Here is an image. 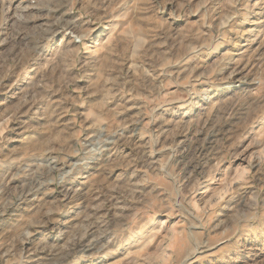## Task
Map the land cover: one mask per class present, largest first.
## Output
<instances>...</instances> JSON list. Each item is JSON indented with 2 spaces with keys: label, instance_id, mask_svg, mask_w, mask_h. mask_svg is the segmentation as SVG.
Listing matches in <instances>:
<instances>
[{
  "label": "rangeland",
  "instance_id": "rangeland-1",
  "mask_svg": "<svg viewBox=\"0 0 264 264\" xmlns=\"http://www.w3.org/2000/svg\"><path fill=\"white\" fill-rule=\"evenodd\" d=\"M0 264H264V0H0Z\"/></svg>",
  "mask_w": 264,
  "mask_h": 264
}]
</instances>
